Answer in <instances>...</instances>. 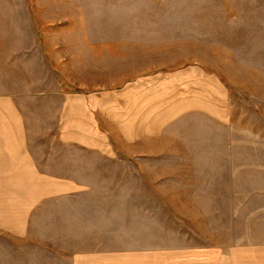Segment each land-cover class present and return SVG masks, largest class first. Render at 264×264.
Here are the masks:
<instances>
[{
  "label": "rangeland",
  "instance_id": "rangeland-1",
  "mask_svg": "<svg viewBox=\"0 0 264 264\" xmlns=\"http://www.w3.org/2000/svg\"><path fill=\"white\" fill-rule=\"evenodd\" d=\"M0 65L29 68L46 144L60 139L45 166L60 184L14 256L248 264L264 236V0H0Z\"/></svg>",
  "mask_w": 264,
  "mask_h": 264
},
{
  "label": "crops",
  "instance_id": "crops-1",
  "mask_svg": "<svg viewBox=\"0 0 264 264\" xmlns=\"http://www.w3.org/2000/svg\"><path fill=\"white\" fill-rule=\"evenodd\" d=\"M5 68L6 65H0V259L6 257L11 264H55L54 260L50 262L44 259L43 255H37L36 260L28 261L26 256H14L11 252L17 243L12 241V238H24L28 235L29 218L34 206L39 200L45 199V184H60L59 175H55L53 171L46 175L45 169L46 151H57V147L59 150L60 139L58 133L51 130L46 144L45 97L39 96L38 92H29V68L21 70L20 80H14L9 74L13 71L12 64H9L8 74L3 70ZM43 70H39L40 74L44 73ZM50 162L51 160H48V164ZM65 182L69 184L70 179ZM74 210L73 213H68V217L77 215ZM259 210L264 211V206ZM50 214L60 215L59 210L55 208ZM249 222L250 219L248 231L252 230ZM257 224L263 233L264 216H261ZM38 226L41 224L38 223ZM73 255L68 258V264L77 263V257ZM137 260V264L147 262L146 257ZM248 264H264L263 235L260 240L248 238Z\"/></svg>",
  "mask_w": 264,
  "mask_h": 264
}]
</instances>
